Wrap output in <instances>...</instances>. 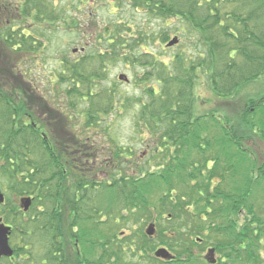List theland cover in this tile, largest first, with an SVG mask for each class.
Returning a JSON list of instances; mask_svg holds the SVG:
<instances>
[{"label": "trees", "instance_id": "trees-1", "mask_svg": "<svg viewBox=\"0 0 264 264\" xmlns=\"http://www.w3.org/2000/svg\"><path fill=\"white\" fill-rule=\"evenodd\" d=\"M8 1L0 3V42L6 51L17 54V60L13 65L15 62L18 65L23 60V53H36L41 50L39 48L44 46L41 45V41H46L47 38V33L42 32L45 30L43 25L52 26L57 13L54 8L50 14L47 13V0ZM122 2H127L136 10L141 9L142 13L152 14L164 20L169 19L171 24L175 21L184 23L187 27L186 33L196 36L197 41L193 44L195 51L186 57L187 64L182 55V58L176 55L179 65L177 70L173 71L175 73L167 77L161 74L157 76L156 83L159 86L157 89L149 87L146 96L151 98V101L141 110L139 117L144 123V128L149 130V136L158 139L155 141L154 150L160 155L154 157H162L166 160L170 143L174 149L170 162L160 167H149L144 172L142 169L140 172L139 168L134 166L133 170H130L132 173L123 171L120 175L112 177L114 182L110 184L111 186L108 185L111 196L109 194L110 198L107 200V217L113 221L117 216L119 221L113 223L120 224V220L125 218L124 210L145 209L148 215H151L152 212L149 214V211L152 209L156 214V224L163 225L159 220L163 212H166L167 219L179 218V222L175 225L198 226L199 232L202 229V236L209 241L213 237L208 233L212 229L215 230V251L219 254L215 264H264V218L263 213L259 214L255 208L257 201L264 200L263 198L259 200L260 191L248 192L247 188L234 191L236 188L234 185L223 186L225 177L222 179V175L217 174L216 171L217 180L214 183L210 181L211 176L207 177V174L202 173L204 169L208 173L205 165L202 164L206 152L213 153L215 150L212 154L215 158V166L223 164L222 169L228 172L232 168L231 157L234 156L235 150L231 148L230 151L223 152L221 145L229 143L245 151V141L252 135H257L264 142V94H255L235 103L248 86L264 76V0H119V3ZM113 3L115 4V0ZM8 8L10 14L3 15L1 9ZM11 9H14V12H11ZM29 19H32L33 23H28ZM123 27L131 31V27L123 26V22L106 24L99 30L100 36L97 34L99 36L96 40L97 44L90 43L98 57L99 65L96 66L101 70L105 69L106 58H112L114 55L124 57L134 55L135 44L136 47L143 45V42L139 44L141 39L128 34L126 35L129 40H134L130 44L124 43L122 32L126 30ZM181 31L184 35L185 30L181 28ZM92 57L95 58L94 55ZM84 59H81L82 62ZM76 62L78 61H71L70 58L62 59L61 63L65 69L60 72V77L52 75L48 80L58 81L59 90L62 85L68 84L63 90L64 95L73 99L68 101L66 111H69L68 107H72L73 112L78 104L76 102L78 99L74 95L79 96L82 101H86L87 98L94 101L93 98L101 96L93 90L95 88L93 80L100 77L101 73L96 74L90 69V77L86 78L85 73H79V68L87 63ZM164 67L167 66L164 64L159 66L161 69ZM200 85L206 87L209 95L216 98L223 106L227 107L229 101L236 104V108L233 109L238 119L236 127L230 123L232 116L228 114L219 116L215 114L217 111H206L193 118L192 104L195 103L194 98L196 100L199 98L195 96L194 91ZM115 98L114 93L104 96L105 109H103L110 112L114 107L112 101H115ZM97 101L88 106L85 114L82 113L81 120L78 118L79 123L84 124L83 129L91 127L90 137L93 139L99 136L92 128V125H95V115L99 116L97 112L99 108H95ZM102 101L99 100L97 103L101 104ZM90 109L93 111H89ZM8 111L13 114L15 108L9 107L6 112ZM14 114H18L17 111ZM9 118L6 117V120H10ZM66 121L69 127L76 128L71 115ZM215 124L219 129L221 128V136L208 135L215 132ZM25 134L21 136L19 132L14 131L12 141L17 145H13L10 151L8 150L10 146L5 142L1 155L8 163L4 167L8 171L6 176L14 178L20 174L33 177L28 183L21 181L22 186L25 184L26 187H32L29 188L31 190H27L41 193V197L46 200L53 198L54 181L65 197V205L69 207V203L74 198H71V194L75 192V187L78 189L86 184L80 178L85 176L83 165H77L75 168L66 165L65 160H71L69 152L59 157L58 165L48 148H44L43 153L38 149L44 141L39 134L31 129ZM17 135L21 137L18 139ZM80 136L87 137L84 134ZM212 138L215 139V149ZM200 139L203 146L199 143ZM7 142H10L9 139ZM63 148L64 145L61 143L60 151L64 153ZM106 150L110 153L111 159L120 158L123 163L126 162L124 160L127 158L126 150L122 151L109 145ZM194 152L201 153L202 158L191 161L188 156L194 155ZM181 153L187 154V157H179ZM25 154H30L31 157H26ZM64 156L67 157L63 159ZM250 160L252 177L264 178V160L259 164L254 162L252 156ZM10 162L13 163L8 168ZM46 162L51 165L47 166ZM171 162L174 164H170ZM188 167L193 168L191 175L187 170ZM49 168L50 170H47ZM189 176L190 179L193 178L194 183L185 180ZM235 176L231 179L232 182ZM195 179L201 182L197 183ZM246 182L252 183L248 176ZM115 185L118 186V192L113 196ZM21 190L22 187L19 192ZM261 208H264V205ZM244 211L246 216L239 225L238 217ZM213 217L223 220L221 225L213 226L214 224L211 223ZM162 232L159 231L161 242L168 243L172 240ZM113 236L115 237V234Z\"/></svg>", "mask_w": 264, "mask_h": 264}, {"label": "rangeland", "instance_id": "rangeland-1", "mask_svg": "<svg viewBox=\"0 0 264 264\" xmlns=\"http://www.w3.org/2000/svg\"><path fill=\"white\" fill-rule=\"evenodd\" d=\"M113 1L114 0H47V13L50 14V11L54 8L57 17L52 26L43 25V29L45 30L42 32L47 33V38L46 41H41V45L44 46L39 48L41 49L39 54L42 61L38 63L37 67H34L35 70L33 68L31 71L32 75L38 72L37 76L39 79L43 78L42 81H48L49 77H52V75L60 77V72L65 69L61 63L62 59L73 58L76 60L78 59V62L76 63H87L85 66L83 65L84 67L79 68V73H85L86 78L90 77V69L93 70L91 72H95L96 74L101 73L100 77H96L93 80V84L95 85L93 90L101 96H96L93 99L103 101L101 104L97 103L98 101L95 103V108H99L97 111L99 116H96L97 114L95 115V125H92V128L98 132L100 138L96 137V145L91 142L87 145L91 146L92 144L93 152L98 154V158L96 159V164H98L96 167L97 173L100 175V171L105 172L104 170H107V172H105L106 177H104L105 182L103 181L102 192L103 196L106 198L105 210H108L107 200L110 198L109 194L111 196L107 182L113 184L112 177L120 175L123 171L126 173H132L130 170H133L134 166L139 168L140 172L141 169L144 172L149 167H160L170 162L172 154L174 153V149L171 147L170 143L169 151L166 152V155H168L166 160L162 157H154V155H160V153H157L154 150L155 141L158 139L149 136V130L147 131V129L144 128V123L139 117L141 110L145 109L149 101H151V98L146 96L148 95L147 92L149 87L157 89L159 86L156 83L157 76L161 74L162 76L167 77L168 75H173L175 73L173 71L177 70V65H179L175 58L176 55H180L181 58L183 56V59L187 64L186 57H189L190 54L195 51L193 44L197 41L196 36L186 33L187 27L184 23H178L175 21L171 24L169 19L164 20L160 17L152 16V14L142 13L141 9L136 10V8H133L130 4H127V2L119 3V0H115V5ZM1 2L6 3L9 1L0 0V3ZM13 10L14 9H11V12H14ZM1 12L4 13L3 15L10 14L9 8L7 10L1 9ZM32 21V19H29L28 23H33ZM114 22H123V26L128 25L131 27V31H127L126 28L123 27V29L125 28L126 30V32H122L124 35V43L130 44L134 40H129V37L126 35L128 34L141 39L139 44L143 42V45H138V47H136L135 44V47H133L135 49V51H133L134 55L132 54L128 57L114 55L112 58H106L105 69L101 70L100 67L99 69L96 66L98 64V57H96L97 54L95 53V49H92L93 46H91L90 43L96 42L97 38L100 36L98 32L104 27V25L113 24ZM12 28L14 29L15 27L13 26ZM181 28L185 30L184 35ZM36 31L37 33H40L38 30ZM97 34H99V36H97ZM174 36L178 37V44L172 47L166 46L167 41ZM2 46L3 44L0 42V80H12L14 79L13 76L17 77L19 74H22L23 70H20L16 62L13 65V62L17 60V54L12 51H6V48H2ZM81 48H83V51H81ZM73 49H77V52L72 53ZM146 52H149L150 54H145ZM92 55H94L95 58H93ZM82 58H85L83 62L81 60ZM160 64H164L167 67L161 69L159 68ZM20 67L25 69L23 64H20ZM123 74L127 77L126 81L119 78V76ZM88 84L89 83L87 82V85ZM67 85H62L60 91L65 90ZM3 91L7 93L9 92V89L7 88ZM112 93H114L116 98L115 101H112V106L114 107L109 112L108 110H104L105 100L103 98ZM194 94L195 96H199V98L197 100L194 98L195 103L192 104L191 109L193 118H197L198 115H202L206 111H217L215 113L216 115L226 116L228 114V116H232L230 123H233L234 127H236L238 119L236 118L237 115L233 112V109L236 108V104L230 103L229 101L227 107L226 105H224V107L216 98L214 99V97L209 95V91L206 87L201 85L200 87H196ZM255 94H264V76L261 77L258 82L248 86L246 90L241 93V96L235 103H238L241 99L244 100L246 97L255 96ZM74 97L78 99L76 101L78 104L77 107H75L76 109L74 112H71V116L76 128H71V130H82L84 124H80L78 118L81 120L80 116L82 113L85 114V110L95 100H92V102L90 98H87L86 101H82L79 96L74 95ZM218 105H220V107ZM89 111L93 110L90 109ZM76 115L77 117L74 118L73 116ZM96 122L98 123L96 124ZM89 129H91V127H89ZM1 132L2 130L0 133ZM7 132L8 130L5 129V134L1 136L2 140L6 138ZM208 135L221 136V128L219 129V126L215 124V132L208 133ZM212 142L214 145L213 149H215L214 138H212ZM199 143L202 146L204 145L201 139L199 140ZM104 145H109L113 148L126 149L125 156H127L129 161L134 165L130 164L129 161L122 163L121 159L118 158L119 162L117 164L113 165L111 163L112 160H109L107 161L109 163L106 168H104L105 165L102 163L104 161L103 158H101V155H105L104 153H106ZM11 146H13L12 143ZM88 146L83 149L89 148ZM221 147L223 148V152L224 150L230 151L231 148L235 150L234 156L231 157L232 168L226 172L222 169L223 164H216L215 166V158L212 155L215 150H213V153L212 151L206 152L204 156L205 158L202 160L204 161L202 164L205 165V168L208 170V173L205 169L202 170V173L207 174V177L211 176L210 181L214 183L217 180V176L215 175L216 171L217 174L222 175V179L225 177L223 183L224 187L227 185H234V188L236 187L234 191L241 188H247L248 192L260 191L261 194L259 200L262 198L264 199V178H253L250 166V156L254 158V162L256 161L257 164L264 160V142L257 135H252L250 139L245 141V151L240 147L235 148L229 143L227 145H221ZM185 156L187 157V154H179V157L181 158H184ZM188 158L191 159V161H196L200 160L202 156L201 153L194 152V155L189 154ZM170 164L174 163L171 162ZM195 166L197 165L195 164ZM6 169L7 168L4 169L3 165L0 166L1 180L8 174ZM47 170H50V168ZM187 170H189V175H191L193 168L188 167ZM211 172H213V174H211ZM47 174H49V171ZM233 176H235L234 182L231 181ZM247 176L251 180V184L250 182L247 184ZM185 180L194 183L193 178L190 179V176L186 177ZM195 182L200 183L201 181L195 179ZM117 190L118 186L114 189L113 196L118 192ZM255 196H257V194ZM257 204H259V206ZM263 205L264 200L257 201L255 208H257L259 214L263 213L262 217L264 218V208H261ZM259 209L261 211H259ZM139 210H124L123 214L125 215V218L120 220V224L110 223V219L108 218L109 223L106 226L108 237L112 236L111 234L118 235V232L120 233L121 231H126L130 234V236L122 237V242L120 244L111 247L113 250L111 251L112 254L121 252V247L126 240H142L143 230L141 228L148 224V221L145 222L148 212L145 209H142V211ZM245 216V211L240 213L238 217L239 225L243 223ZM183 220H185V217H183ZM159 221L160 224L175 225L179 222V218L176 219L171 217L170 219H167V213L163 212V216ZM222 222L223 220L220 218L213 217L211 220V223L214 224L213 226L221 225ZM194 230L197 231V233L202 232V229H200L201 232H199L197 227H195ZM209 234L213 237L211 241H209L208 238L199 235L203 238L202 247L204 248L205 253L208 251V245H215V230L212 229L208 235ZM111 252L109 255H111ZM122 253L124 256L132 257L131 249L129 248H126Z\"/></svg>", "mask_w": 264, "mask_h": 264}, {"label": "flooded vegetation", "instance_id": "flooded-vegetation-1", "mask_svg": "<svg viewBox=\"0 0 264 264\" xmlns=\"http://www.w3.org/2000/svg\"><path fill=\"white\" fill-rule=\"evenodd\" d=\"M24 54V66L30 67L29 79L19 74L12 80H0V166L8 164L1 155L5 142L10 146L8 150L12 148L10 142L17 145L12 141L14 131L25 136V132L31 129L44 140L38 149L43 153L44 148H48L57 164L59 157L69 152L71 160H65L66 165L73 168L83 165L86 177L80 178L86 184L78 189L75 187V192L71 194L74 198L67 207L65 197L54 181L53 198L46 200L41 193L27 190L32 187L22 186L21 181L28 183L33 177L19 174L14 178H0V219L9 227L8 245L12 251L11 255L0 256V264H215L219 258L215 259V248L211 251L212 256H209V251L204 252L202 233L194 230L195 227L199 229L198 226L157 225L152 209L145 221L148 224L141 228L142 240H126L121 252L112 254L111 247L120 244L122 237L130 234L121 231L115 237L111 234L110 238L106 233L108 217L106 198L102 192L107 170L100 171L101 176L97 173L98 154L92 149L97 140L90 137L92 130L89 128L71 130L66 119H70L73 110L68 107L69 111H66V106L73 97L61 93L58 81H42L43 78L37 76L38 72L32 75L31 71L38 66V56L32 52ZM7 88L9 92L5 93L3 90ZM9 107L15 108L18 114H14L15 111L13 114L6 112ZM5 129L8 130L7 136L2 140ZM17 136L18 139L21 137ZM8 139L10 142H7ZM89 142L91 146L87 145ZM61 143L64 153L60 151ZM86 146L89 148L83 149ZM104 154L101 158L106 168L109 160L107 152ZM25 156L31 157L30 154ZM111 163L114 164V161ZM26 199L29 202L25 208ZM113 221L117 223L119 219ZM160 230L172 240L161 242ZM126 248L131 249L132 257L123 255ZM158 249L160 253L157 255Z\"/></svg>", "mask_w": 264, "mask_h": 264}, {"label": "water", "instance_id": "water-1", "mask_svg": "<svg viewBox=\"0 0 264 264\" xmlns=\"http://www.w3.org/2000/svg\"><path fill=\"white\" fill-rule=\"evenodd\" d=\"M177 42V38H173L168 42V46H171ZM119 78L125 79L126 77L124 75H120ZM25 208L28 204V199L25 200ZM8 234H9V227L4 226L2 223L0 224V256L1 255H11L12 251L8 245ZM160 253V251L157 252V255Z\"/></svg>", "mask_w": 264, "mask_h": 264}]
</instances>
